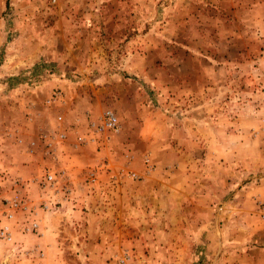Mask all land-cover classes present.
Masks as SVG:
<instances>
[{"label": "rangeland", "instance_id": "1", "mask_svg": "<svg viewBox=\"0 0 264 264\" xmlns=\"http://www.w3.org/2000/svg\"><path fill=\"white\" fill-rule=\"evenodd\" d=\"M14 198L0 264H264V0H0Z\"/></svg>", "mask_w": 264, "mask_h": 264}, {"label": "built area", "instance_id": "2", "mask_svg": "<svg viewBox=\"0 0 264 264\" xmlns=\"http://www.w3.org/2000/svg\"><path fill=\"white\" fill-rule=\"evenodd\" d=\"M59 93L56 94V97H58ZM88 130L89 138L87 141L92 142L95 140V134L100 133H112L117 132L119 127V120L116 115V113L111 109H105L100 115L98 116H85ZM64 133H61L60 136H64ZM54 173H51L50 171H47L45 175H43L42 178V184L45 189L49 188H55L56 186V178L54 176ZM3 203V202H0ZM6 209L0 213V215L3 217L4 221L0 224V240L11 242L13 240L12 231L10 227V220H12L14 214L13 210L18 209L19 202L16 198L12 200L6 201ZM46 205V204H45ZM38 224L33 223L30 226V229L36 230Z\"/></svg>", "mask_w": 264, "mask_h": 264}]
</instances>
